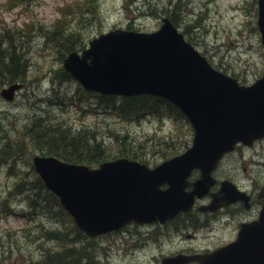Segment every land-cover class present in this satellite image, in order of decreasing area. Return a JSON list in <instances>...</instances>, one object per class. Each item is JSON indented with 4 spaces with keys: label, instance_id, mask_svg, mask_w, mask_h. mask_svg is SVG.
<instances>
[{
    "label": "rangeland",
    "instance_id": "1",
    "mask_svg": "<svg viewBox=\"0 0 264 264\" xmlns=\"http://www.w3.org/2000/svg\"><path fill=\"white\" fill-rule=\"evenodd\" d=\"M256 1L178 0L175 10L172 0H90L94 12L90 8L82 17V0H29L24 5L0 0V34L13 37L27 60L24 87L12 101L0 97V126L6 134L0 136V151L10 153L0 158V264H44L47 253L57 249L58 239L49 232L74 225L50 192L31 185L36 178L31 157L38 149L32 146L36 140L31 142L24 130L37 116L43 124L59 123L73 132L90 129L113 152L119 146L117 134L127 133L138 143L148 142L150 146L140 145L146 156L139 151L137 157H146L151 165L164 158L160 151L165 146L173 144L165 145L167 140L180 143L182 149L183 143L189 145L192 139L185 120H179V126L171 116L160 114L123 119L112 109L98 106L94 96L82 94L78 82L60 71L67 48L80 50L95 35L115 27L152 31L162 16L172 12L177 28L215 68L251 83L264 69ZM149 7L150 13H143ZM205 8L199 13L201 18L192 13ZM195 18L198 27L189 30L187 25ZM61 32L72 33L68 47L57 40ZM109 127L113 134L107 131ZM215 176L230 178L248 190L264 183V139L251 147L240 145L227 154ZM17 186L20 188L15 190ZM231 214L234 217L224 213L206 219L195 215L192 221L181 216L162 225L130 224L92 240L81 238L92 256L78 255L85 264H158L165 254L227 242L244 211L233 207ZM217 217L223 219L215 220ZM175 223L183 226V231L178 232L180 227ZM186 233L195 237H186ZM67 237L73 246L70 240L74 236L67 233Z\"/></svg>",
    "mask_w": 264,
    "mask_h": 264
},
{
    "label": "water",
    "instance_id": "2",
    "mask_svg": "<svg viewBox=\"0 0 264 264\" xmlns=\"http://www.w3.org/2000/svg\"><path fill=\"white\" fill-rule=\"evenodd\" d=\"M154 31L116 28L89 41L81 54L71 52L64 68L85 89L103 94L162 95L180 106L190 118L195 135L184 153L150 169L122 157L99 168L63 161L54 156L33 157L45 185L88 235L118 228L135 220L166 219L187 210L194 195L208 192L211 170L237 141L250 144L264 135V73L251 85L212 68L173 23L164 17ZM257 23L264 46V0H258ZM20 83L1 89L11 100ZM193 167L201 170L193 189L184 191ZM168 183L161 189V183ZM228 181L213 194L208 208L238 197ZM229 193L225 194V191ZM205 209V207H200ZM261 214H264V208ZM264 264V234L256 221L246 224L235 241L205 254L165 256L161 264Z\"/></svg>",
    "mask_w": 264,
    "mask_h": 264
},
{
    "label": "trees",
    "instance_id": "3",
    "mask_svg": "<svg viewBox=\"0 0 264 264\" xmlns=\"http://www.w3.org/2000/svg\"><path fill=\"white\" fill-rule=\"evenodd\" d=\"M14 1L17 5H24L29 0H11V2ZM89 1L90 0H82L83 7H87ZM85 16L86 15L82 12V17ZM71 36L72 33L64 34L61 32V35L58 36L57 40L64 46L68 47V45H70L69 41L72 39ZM4 42L5 45L2 46ZM70 49L72 48L70 47ZM26 69L27 60L22 52H20L15 39L11 36L7 37L5 34H0V85H2L4 82H14L17 80L25 81ZM99 99L102 101V103H104L105 106L110 107V109H112L119 117L123 119H140V117L144 115L158 113H171L183 118V114L175 106L162 98L151 95H136L131 97L99 95ZM37 117L38 119H35L34 122H31L30 125H27L26 129L24 130V134L27 132L31 142L34 139L36 140L32 146L36 145L35 149L47 152V154H53L67 161L98 164L103 160L115 156L125 155L137 157L139 151L142 156H146L147 153H143L141 151L140 145L150 146L148 142L138 143L139 141L137 138L128 137L127 133L122 137L117 134V138H121L120 145L117 147V152H113L105 144H103L101 140L100 142H96L95 140H98L96 138L97 136L94 131H91L90 129L82 128L77 132H69L65 127L62 126L61 127L63 130H60V128L54 129L53 125L51 124H43V122L40 121L41 116ZM32 118H35V116ZM32 118L30 120H32ZM32 126L33 129L31 130ZM37 138H39V142ZM25 143V148L28 149V142ZM178 145L173 143L169 147L167 145V147L163 150L171 149V153L174 154L178 152ZM136 148H139V150H136ZM150 151L153 150H149L148 152ZM8 155H10L9 151L5 150L4 156L7 157ZM31 185L36 187H44L39 177H36L33 181V184ZM49 194L59 205L58 198L51 193ZM61 210L71 220L69 214L62 208ZM73 231H75V234H73ZM49 233L54 234L52 237L58 239L56 241L57 249L47 253L44 259L46 262L44 264H85L79 255H83L84 257L86 255L92 256V254L87 251L86 243L82 244L81 238L83 239L84 235L79 229H77L75 224L72 225L71 229L64 228L62 230H55ZM67 233L74 236V238L70 240L73 241L71 242L74 244L73 246H69ZM77 255L79 257H76Z\"/></svg>",
    "mask_w": 264,
    "mask_h": 264
},
{
    "label": "bare ground",
    "instance_id": "4",
    "mask_svg": "<svg viewBox=\"0 0 264 264\" xmlns=\"http://www.w3.org/2000/svg\"><path fill=\"white\" fill-rule=\"evenodd\" d=\"M136 1H138V0H135V2ZM173 5V4H172ZM79 6H80V8H81V12H83V14H85L86 15V13H87V7H83V2L81 3V4H79ZM150 11H151V8L149 7L148 9H146V10H143V13H150ZM206 11V8L204 9V10H201V11H197V12H194L193 10H192V13H194L195 15H196V18H201V14H199V13H203V12H205ZM177 13V12H176ZM174 14H175V12H174ZM196 18L193 20V21H191V22H189V25H187V28L189 29V30H194L195 29V27H198V21L196 20ZM171 21V20H170ZM163 23V20L160 18V23H159V26H158V28L161 26V24ZM116 28V27H115ZM115 28H112V29H108V30H106V31H103V32H100L98 35H95L94 37H96V36H99L100 34H102V33H105V32H107V31H110V30H113V29H115ZM196 30V29H195ZM185 32L186 33H188V30H185ZM191 38V37H190ZM190 42V41H189ZM190 44L193 46V48L199 53V54H202L198 49H196L195 47H194V45L190 42ZM225 73H227V72H225ZM228 74V73H227ZM28 124V123H27ZM26 124V125H27ZM53 127H54V129H58V128H60V130H63L62 129V127H61V125L59 124V123H54V125H53ZM69 132H73V130H72V128L71 127H65ZM4 128H3V126H0V136H5L6 134H5V131L3 130ZM108 132H111V134H113V129H111L110 127L108 128V130H107ZM107 132V133H108ZM110 134V135H111ZM120 137H122L123 136V134H118ZM97 136V135H96ZM98 140H95L96 142H100V140L102 141V139H99L98 137H96ZM126 139V138H125ZM120 140H121V138H117V141H118V143H119V145H120ZM127 140V139H126ZM103 142V141H102ZM122 142H123V140H122ZM104 144V143H103ZM4 149L3 150H1L0 151V158L2 157H6V156H4ZM104 161V160H103ZM20 188V186H17V188L15 189V190H17V189H19ZM222 218V217H221ZM57 221V220H56ZM58 222V221H57ZM59 223V222H58ZM94 255V254H93ZM94 256H97V255H94Z\"/></svg>",
    "mask_w": 264,
    "mask_h": 264
},
{
    "label": "flooded vegetation",
    "instance_id": "5",
    "mask_svg": "<svg viewBox=\"0 0 264 264\" xmlns=\"http://www.w3.org/2000/svg\"><path fill=\"white\" fill-rule=\"evenodd\" d=\"M248 193H249V199H248L249 206H246L242 201H237L234 204H235V206H238V208L241 211H244L245 213H248V214H249V212H252V213L249 214V217H245V218L241 215V217H239V219H243V220L253 219V217L252 218H250V217L256 211L258 214V211L261 207L262 198L259 195V190H257L256 188H253L252 190L248 191ZM214 215H215V212L201 214L202 217H206V218L210 217V216H214ZM232 216H234V215L232 214Z\"/></svg>",
    "mask_w": 264,
    "mask_h": 264
}]
</instances>
